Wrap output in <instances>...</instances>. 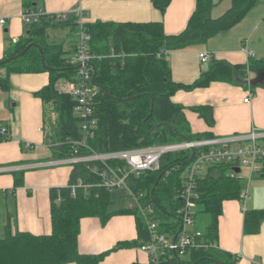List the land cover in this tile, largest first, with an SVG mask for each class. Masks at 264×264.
<instances>
[{"label":"trees","instance_id":"1","mask_svg":"<svg viewBox=\"0 0 264 264\" xmlns=\"http://www.w3.org/2000/svg\"><path fill=\"white\" fill-rule=\"evenodd\" d=\"M151 1L164 14L171 0ZM219 1L221 0H195L194 11L186 27L177 34H166L161 20L122 23L96 21L84 24V29L91 35L88 51L94 55L91 60L94 83L113 97H133L127 101L111 99L93 84L96 89L94 109L98 125L89 144L94 150L116 151L171 143L183 140L181 136L188 140L213 136L209 133H192L184 114V106L173 102L172 95L179 89L192 90L215 81L248 84V73L262 69L264 59L250 58L248 64L242 65L212 60L209 69L202 72L196 80L190 84H182L172 79L167 55L204 43L208 38L234 26L260 0H230V6L222 14L213 17L212 8ZM37 2L38 0H22V7L25 10L36 9ZM54 24H68L74 31L77 28L72 17L55 23L42 18L39 22L27 24L29 32L6 51L4 58L19 54L24 49L25 52L14 61L0 65L6 69L5 75H0V88L9 87V74L12 72H48V83L35 94L43 103L53 105L56 114L55 137L56 143L58 142L53 154L62 158L70 155L69 139L79 137V121L73 115V99L58 91L57 83L60 80H74L77 68L68 62L66 53L59 45L48 43L46 30ZM32 42L36 45H32ZM40 49L47 68L42 64ZM150 95H153L154 100L148 116ZM191 109L207 124L213 123L210 106L199 105ZM156 124L161 125L151 131ZM189 156L188 150L165 153L160 158L157 170H147L138 177L130 176L127 180L134 192L142 194L141 203L151 206L150 215L160 224L162 231L174 234L179 227L177 210L181 206V173ZM227 169L226 165L210 166L206 174L199 178L200 197L196 219L199 214L207 215L208 221L202 230L211 240H216L223 201L240 199V178L229 177ZM164 170L166 171L153 189V197L160 206L158 208L150 193ZM22 173L23 171H19L13 174L20 176ZM78 176L90 186L86 189L77 188L74 196L67 187L50 191L51 233L12 234L8 231L0 238V264H100L103 254H82L78 249L80 220L84 217H97L103 225L112 214H132L137 237L131 242L118 243L116 247L139 246L147 240L144 218L136 209L125 207L110 212V191L100 185V177L82 164L73 167L71 181H75ZM259 176L264 178V163ZM19 183L20 180L15 179V184ZM243 214V231L258 232L264 220V208L245 210ZM188 256L189 259L183 261L170 254L163 264H236L237 259L233 254L220 249L194 250Z\"/></svg>","mask_w":264,"mask_h":264},{"label":"crops","instance_id":"2","mask_svg":"<svg viewBox=\"0 0 264 264\" xmlns=\"http://www.w3.org/2000/svg\"><path fill=\"white\" fill-rule=\"evenodd\" d=\"M78 7L84 12L85 23L161 20L164 32L169 35L177 34L186 27L194 11L195 0H171L164 14L153 6L151 0L37 2V8L48 13L69 11ZM22 10V0H0V20H4L2 24L0 23V60L4 59L8 49L29 32L28 25L21 19ZM211 15L216 17L212 11ZM53 27L75 33L77 28L74 31L68 24H54L46 30L48 43L59 45L69 57L78 38L64 50L62 43L49 40V28ZM246 42L255 60L264 59V0L258 1L237 24L208 38L206 42L170 52L167 60L172 79L178 83L190 84L209 69L212 60H223L234 65L248 64L249 59L243 51ZM200 52H207L210 59L201 61L198 56ZM5 72L6 69L0 67V75L4 76ZM253 75L254 72H249L248 78L251 79ZM48 79L47 71L12 72L9 74V87L0 88V122L7 126L10 133L8 139H0V166L36 164L41 159L39 158L41 156L34 153H24L23 148L27 147V143L42 146L45 138L53 135L51 131L46 134L44 129L46 113L48 119L52 118L54 121L56 119L53 105L43 103L35 94L48 83ZM248 91L251 92L250 101L245 102L244 98ZM171 99L184 106V114L190 123L192 133L226 136L246 133L252 127L264 129V86L261 85L215 81L208 86L192 90L179 89ZM199 105L211 107L213 116L211 125L191 109ZM72 169L73 167L46 166L23 170L20 176H15L14 172L0 173V238L8 231L12 234L16 232L50 234L52 230L50 191L68 186L72 182ZM15 179H19L20 183L15 184ZM250 182L251 180L246 181L248 190ZM110 199L112 201L110 208L123 203L122 200L126 203L125 206L114 208L117 210L127 207L128 195L123 188L110 191ZM246 199L243 205L240 199L223 201L215 239L220 250L229 252L237 258L236 264H264V220L258 232L243 231L244 211L264 208V198L252 197L248 204ZM136 237L135 219L132 214H118L114 221L108 220L103 225L97 217H84L80 220L78 249L82 254H103L100 264L132 262L148 264V254L140 250L139 246L116 247L118 243L131 242Z\"/></svg>","mask_w":264,"mask_h":264},{"label":"built area","instance_id":"3","mask_svg":"<svg viewBox=\"0 0 264 264\" xmlns=\"http://www.w3.org/2000/svg\"><path fill=\"white\" fill-rule=\"evenodd\" d=\"M74 18L78 40L73 53L68 57V62L77 68L74 80H60L57 89L66 93L74 101L73 115L79 121V137L70 139V155L62 158L41 161L36 164H14L0 166V173L18 172L30 168L56 166L68 164L85 165V167L101 179L100 185L108 191L123 188L128 195L127 207L136 209L144 218L147 230V240L139 245V249L148 254L150 264H163L170 254L180 257L194 250L219 249L216 240L207 238L196 224V213L200 197L198 184L210 166L226 165V174L232 178H240L241 168L247 169L246 181L254 175L261 173L264 163V129L252 127L246 133H235L226 136H213L209 138L181 140L177 142L153 144L132 149L102 151L94 150L89 140L95 135L98 120L95 115L94 102L96 89L92 83L93 68L91 60L94 55L88 51L91 35L84 29L85 18L82 8L78 7L69 11L48 13L41 8L23 9L21 19L25 24L39 22L42 18L52 21H65ZM3 19L0 20L2 24ZM248 59L253 58V52L243 47ZM201 61H208L210 55L200 52ZM249 81V78H247ZM249 84V83H248ZM251 92L248 91L245 102H249ZM10 133L6 125L0 122V138H9ZM58 145V142L53 144ZM27 147L31 145L26 144ZM188 150L193 156L186 162L181 176L182 186L179 192L181 206L177 210L180 224L173 233L160 229V224L151 217V206L143 205L140 201L141 193L134 192L127 180L130 176L138 177L147 170H157L160 158L168 152ZM235 168H239L236 172ZM248 185V184H247ZM90 184L84 183L78 176L75 181L66 186L72 196L77 188L86 189ZM248 194V187L241 190L239 198L244 200ZM180 225H182L180 229Z\"/></svg>","mask_w":264,"mask_h":264},{"label":"rangeland","instance_id":"4","mask_svg":"<svg viewBox=\"0 0 264 264\" xmlns=\"http://www.w3.org/2000/svg\"><path fill=\"white\" fill-rule=\"evenodd\" d=\"M230 5V0H222L221 2H218V4H216L212 10V14L214 16H218L221 13H223L226 8H228ZM49 33H50V42H58V43H62V47L64 50L69 48V44L75 40L76 38H78V35L75 32H71L68 31L67 29H62L60 27L57 28H49ZM254 77V75H253ZM55 121L50 118L48 119L47 117V113L44 116V129H45V133L48 134L50 131L53 132V135L50 137H46L45 141H44V145H38V144H31L30 147H25L22 150L24 151V153H34L37 156H41L39 158H41L39 160L40 161H47V160H52V159H56L55 155L53 154L54 151V145L56 143V137H55ZM70 140V139H69ZM34 162H38V160H34ZM2 166V165H1ZM58 167H72L71 165L68 164H63V165H56ZM50 169V168H48ZM240 183L242 185V189L245 190L246 188V176H247V169H245L244 167L241 168V173H240ZM250 187L248 190V194H247V204L249 203V200L252 199H257V198H264V178L259 176V174L254 175L251 179L250 182ZM260 199V200H261ZM240 201L242 202L243 205V199H240ZM123 203H118L115 204V206H112L111 208H109L110 212H113L114 210H116L115 208H118V206H122L124 207L126 203H124V201L122 200ZM115 207V208H114ZM118 217V214H112L111 217L109 218V221H114V219ZM208 221V217L206 214H199L197 216L196 219V224L199 228H203L206 225V222ZM181 260H188V255H181L180 256Z\"/></svg>","mask_w":264,"mask_h":264},{"label":"water","instance_id":"5","mask_svg":"<svg viewBox=\"0 0 264 264\" xmlns=\"http://www.w3.org/2000/svg\"><path fill=\"white\" fill-rule=\"evenodd\" d=\"M31 44H32V45H36L35 42H32ZM24 52H25V49H24L23 51H21L19 54H16V55H13V56H10V57H7V58H4V59L0 60V65L5 64V63H9V62H11V61H14V60L17 59L19 56H21ZM40 53H41L42 64H43V66H44L45 68H47V66L44 64V56H43V54H42V50H41V49H40ZM92 83H93L94 85H96V84L94 83V79H92ZM248 83H249L250 86H259V85H261V84H264V67H263L262 69H260L259 71L254 72V77H252L251 79H249ZM96 86H97V85H96ZM97 87H99V86H97ZM99 88L105 93V95H106L108 98H111V99H115V100H119V101H127V100L133 98V97H129V98H125V99L116 98V97L111 96V95H110V94H109V93H108L103 87H99ZM150 98H151V104H150V111H149L148 116L150 115L151 110H152V105H153V100H154L153 95H150ZM160 125H161V124H156V125H154V126L152 127L151 131H152L154 128L160 126ZM167 125H168V124H167ZM168 126H169V125H168ZM181 138L184 139V140H188L185 136H181ZM192 156H193V150H191L190 156H189V158L186 160V162L190 161V159L192 158ZM165 171H166V170H164V171H162V172L160 173V175H159L158 178L156 179V181H155V183H154V186H153V188H152V190H151V193H150L153 203H154L158 208H160V206L158 205V203L156 202V200H155L154 197H153V189H154V187H155V185H156L158 179L161 177V175H162ZM235 171L238 172V171H239V168H235ZM181 227H182V225H180V229H181Z\"/></svg>","mask_w":264,"mask_h":264}]
</instances>
